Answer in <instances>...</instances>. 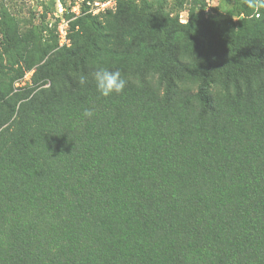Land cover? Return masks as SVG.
<instances>
[{
    "label": "trees",
    "instance_id": "obj_1",
    "mask_svg": "<svg viewBox=\"0 0 264 264\" xmlns=\"http://www.w3.org/2000/svg\"><path fill=\"white\" fill-rule=\"evenodd\" d=\"M210 9L84 7L61 47L0 0V264H264V0Z\"/></svg>",
    "mask_w": 264,
    "mask_h": 264
},
{
    "label": "rangeland",
    "instance_id": "obj_2",
    "mask_svg": "<svg viewBox=\"0 0 264 264\" xmlns=\"http://www.w3.org/2000/svg\"><path fill=\"white\" fill-rule=\"evenodd\" d=\"M4 3L12 10L15 16L30 20L32 14H35L34 24L44 28L48 26L53 28L56 25L58 19L57 15L62 14L60 6L63 4L68 7L71 0H3ZM92 1H103V0H92ZM119 1V0H118ZM142 1V0H138ZM180 1H184V5L181 9ZM193 0H167L169 10H172L173 14L181 12V15L187 18L188 10L191 8ZM210 2L211 9L218 7L220 13L226 14L233 6L234 0H207ZM244 1V0H241ZM210 9V12H211ZM65 15V12H64ZM67 17L70 16V12L67 9ZM46 16V17H44ZM29 82V81H27Z\"/></svg>",
    "mask_w": 264,
    "mask_h": 264
},
{
    "label": "built area",
    "instance_id": "obj_3",
    "mask_svg": "<svg viewBox=\"0 0 264 264\" xmlns=\"http://www.w3.org/2000/svg\"><path fill=\"white\" fill-rule=\"evenodd\" d=\"M208 2V1H207ZM118 0H103V1H90V0H71L68 7L61 4L60 11L63 13L57 15V29L56 34L59 38L60 46H68L70 45V22L84 14L83 8H87L86 13H90L92 15H100L108 12L109 10H115L117 7ZM210 6V2H208ZM67 9L71 14H74L72 18H68L66 15ZM209 11V9L207 10ZM65 12V15H64ZM181 23H186L187 18L185 16H181ZM32 73H28L24 80L21 83H18L16 87H22L26 84L27 81L30 80Z\"/></svg>",
    "mask_w": 264,
    "mask_h": 264
},
{
    "label": "clouds",
    "instance_id": "obj_4",
    "mask_svg": "<svg viewBox=\"0 0 264 264\" xmlns=\"http://www.w3.org/2000/svg\"><path fill=\"white\" fill-rule=\"evenodd\" d=\"M92 77L96 91L99 93V95L105 98L110 97L113 94H122L128 83L119 69L100 67L92 73ZM86 83V79L81 77L79 80L81 87H83ZM93 115L94 110L92 108H86L83 112V116L88 118H91Z\"/></svg>",
    "mask_w": 264,
    "mask_h": 264
}]
</instances>
